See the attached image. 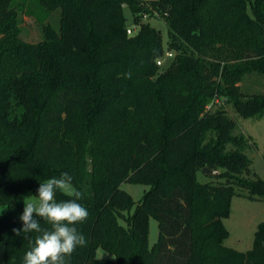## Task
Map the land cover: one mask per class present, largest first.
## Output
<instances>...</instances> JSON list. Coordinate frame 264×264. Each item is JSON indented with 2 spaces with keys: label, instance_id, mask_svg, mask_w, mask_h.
<instances>
[{
  "label": "trees",
  "instance_id": "obj_1",
  "mask_svg": "<svg viewBox=\"0 0 264 264\" xmlns=\"http://www.w3.org/2000/svg\"><path fill=\"white\" fill-rule=\"evenodd\" d=\"M23 12L42 24L39 41L22 37ZM155 12L167 49L140 20ZM263 88L264 0H0V264H24L37 235L13 231L25 193L63 172L89 212L75 225L87 245L67 264H264V222L246 251L226 245L224 223L235 194L264 198L228 109L263 115ZM204 166L220 172L202 182ZM126 181L150 186L133 212Z\"/></svg>",
  "mask_w": 264,
  "mask_h": 264
},
{
  "label": "rangeland",
  "instance_id": "obj_2",
  "mask_svg": "<svg viewBox=\"0 0 264 264\" xmlns=\"http://www.w3.org/2000/svg\"><path fill=\"white\" fill-rule=\"evenodd\" d=\"M31 6L33 9H36L33 4ZM249 9L251 11L250 6ZM60 11V9H57L52 12L51 21L55 25L58 24ZM124 13L127 17L128 24L134 26L139 23L135 22L136 15L132 12L128 4L124 5ZM21 18V25L23 28L22 37L29 41H39L43 37L42 24H40L35 17L27 15L24 12L21 14ZM140 20L149 22L163 31V41L167 49L169 27L166 19L155 12L154 16H141ZM163 60L164 64L167 66L171 63L172 58L165 52ZM228 109L229 113L233 116L235 121H237L234 134H244L247 138V144L244 150L251 159V176H258L264 180V114L261 116H245L237 112L232 106H229ZM232 146L233 145L230 144L229 148H232ZM198 172V178L202 182H208L213 179V177L204 172L203 169ZM122 187L132 193L136 201L132 212L135 207H137L136 205L143 197L144 193L150 189L148 184L129 181L124 182ZM35 195L33 190H27L24 202L29 196H32V199H36ZM5 210L6 206L1 205L0 212H4ZM121 220L125 222L123 219ZM261 222H264V198H251L246 195L235 194L231 200V213L224 219V223L229 230V236L225 241L226 245L242 251L252 249L255 244V234ZM150 224V244L153 245L158 239L159 224L155 218H151ZM96 255L97 257L115 258V254L102 247L97 249Z\"/></svg>",
  "mask_w": 264,
  "mask_h": 264
},
{
  "label": "clouds",
  "instance_id": "obj_3",
  "mask_svg": "<svg viewBox=\"0 0 264 264\" xmlns=\"http://www.w3.org/2000/svg\"><path fill=\"white\" fill-rule=\"evenodd\" d=\"M131 78V73L126 74ZM57 191H61L71 199L65 201L56 200ZM83 193L72 184V177L63 172L59 177L48 179L40 183L37 188L36 199L29 196L24 202L23 212L19 219L23 227L13 229L17 236L29 233H37L33 239H29V250L24 255V264H67L78 247L87 245L86 237L77 230L78 223H83L89 216L88 210L80 204ZM42 218L51 225V229L43 228Z\"/></svg>",
  "mask_w": 264,
  "mask_h": 264
},
{
  "label": "built area",
  "instance_id": "obj_4",
  "mask_svg": "<svg viewBox=\"0 0 264 264\" xmlns=\"http://www.w3.org/2000/svg\"><path fill=\"white\" fill-rule=\"evenodd\" d=\"M127 31H128L129 34H133V33H135V32L137 31V26H136V25H134V26H129ZM166 54H167L169 57H172V56L174 55V53H173L172 51H167ZM163 62H164L163 58H159V59H158V64H159V65L162 64Z\"/></svg>",
  "mask_w": 264,
  "mask_h": 264
},
{
  "label": "water",
  "instance_id": "obj_5",
  "mask_svg": "<svg viewBox=\"0 0 264 264\" xmlns=\"http://www.w3.org/2000/svg\"><path fill=\"white\" fill-rule=\"evenodd\" d=\"M203 171L206 172L207 174H219V170L217 169H214V168H211L209 166H204L203 168Z\"/></svg>",
  "mask_w": 264,
  "mask_h": 264
}]
</instances>
